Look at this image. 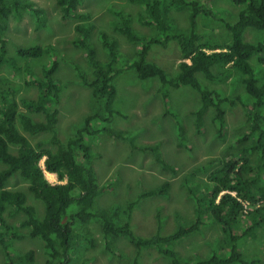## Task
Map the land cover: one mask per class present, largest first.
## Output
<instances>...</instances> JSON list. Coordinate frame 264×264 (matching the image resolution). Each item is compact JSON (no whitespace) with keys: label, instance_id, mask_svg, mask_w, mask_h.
<instances>
[{"label":"trees","instance_id":"1","mask_svg":"<svg viewBox=\"0 0 264 264\" xmlns=\"http://www.w3.org/2000/svg\"><path fill=\"white\" fill-rule=\"evenodd\" d=\"M127 1L141 9L138 20L143 35L139 36L134 32L131 20L126 17L129 15H124L120 11L115 14L118 23L113 29L136 49V55L132 61L124 60L118 48L119 42L101 32L99 42L102 51L107 53L104 54L106 62L102 63L94 59V52L91 49L90 37L94 26L82 22L89 20L91 16L77 11L81 0H57L61 19L71 21L76 31L70 44L83 49L94 70L90 74L91 77L79 72V78L83 86L91 91L94 102H102V109L106 114L104 118L102 113L90 114L85 117L83 124L75 130L72 137L66 141L58 138L56 126L59 115L57 109L59 89L53 80L58 68L56 61L43 70V79H36L38 92L40 91L37 99L21 102L27 112L19 111V104L13 98L14 89L10 87L5 92V94L10 92V99L8 103L0 105V244L4 250L3 256L7 258L2 264L35 263L33 251L17 254L10 250L13 241L21 240L24 236L38 239L42 243L44 264H91L86 254L92 248L94 239L90 238V243H87L77 236V231L83 227L89 232L91 224L101 233L108 251H111L110 247L115 238H125L136 250L132 264H139L137 261L139 254L149 251L170 258L171 264H182L169 245L185 236L200 233L203 229V219L210 225H219L223 233L218 249L221 254L183 264H232L239 256L235 241L242 240L247 229L257 224L247 219L243 203H248L250 207L258 204L259 208H254L252 212L264 208V186H257L256 178L253 180L246 178L252 171L250 154L256 157L258 164L264 163V71L255 70L248 61L256 50L264 51V39L259 43H247L243 34L247 29L264 33V0H235L242 6V10L238 23L227 27L233 37L229 46L226 43L220 45L217 40L211 42L204 39V32H194L198 18L207 15L209 2L179 0L182 5L178 6V0ZM184 8L190 9L189 33L169 34L174 29L170 10L179 12ZM19 9L32 14L34 6L28 0H0V67L5 65L8 72L18 70L15 58L36 59L44 52L41 46L20 47L15 52L17 57L10 61L5 60L4 54L7 53V45L10 43L5 36L9 29L8 18L12 14H15L17 19L22 18L24 14H19ZM207 27L205 24V28ZM169 42H175L181 53L179 59L181 62L173 73L163 71L161 67L155 66L147 59L152 46L168 48ZM224 49L228 52H214ZM121 59L124 60L122 63ZM187 59L190 60V64L183 62ZM258 60L264 63V58ZM130 69L136 73L137 81L158 80V91L161 86L164 87L163 92L160 91L164 109L169 108V102L166 100L171 89L184 86L198 92L201 107L191 114L200 122L204 120L206 109L210 108L211 121L218 136L223 137L230 130H235V126L229 127L225 116L239 115L240 127L237 129L243 130L244 136L238 139V142L248 146L247 152L250 153H243L240 166L241 161L225 160L218 169L216 165L219 159H214L195 166L196 168L183 176L180 187L185 192L182 196L194 202L196 220L188 227L183 226L184 228H179L168 236L161 233L164 228L162 220L163 218L166 220L161 213L156 214L155 234L149 237L136 235L129 221L135 207L133 202L128 203L122 210L91 209L102 190L90 164L91 148L88 143L98 135L104 136L105 133L117 139L123 138L122 132H116L102 123L109 124L112 117L111 108L116 97L115 81L124 71ZM214 74L218 77L215 78ZM232 74L235 76H231ZM206 80L213 85L219 84V89L204 88ZM227 81H230V88L239 82L244 85L247 97L242 98L234 94V89L223 86L222 84ZM229 96L236 98L242 106L235 105V99ZM34 114L42 115L44 121L33 120ZM92 122H97L99 127L92 126ZM20 126L24 134L20 131ZM44 134L51 135L47 142L35 140ZM86 137L88 143L85 142ZM185 149L189 150L186 147ZM148 150L154 154L156 162L164 171L169 170L174 175L177 174L174 168L163 161L157 146L149 147ZM143 151L146 152L147 149L144 148ZM42 159L45 171L55 174L60 184L52 185L46 180L40 166ZM13 179H19L21 183L27 184L26 191L43 203V217H39L36 209L27 203V196L23 191L9 189V181ZM170 187V181H165L159 189L145 191L139 197H165ZM16 215L23 216L16 225L7 222L6 217ZM173 216L176 219V214ZM242 219L245 228L238 233L237 226ZM22 229L27 230V233H13ZM6 235L9 239L5 238ZM222 243L231 245L222 246Z\"/></svg>","mask_w":264,"mask_h":264},{"label":"rangeland","instance_id":"2","mask_svg":"<svg viewBox=\"0 0 264 264\" xmlns=\"http://www.w3.org/2000/svg\"><path fill=\"white\" fill-rule=\"evenodd\" d=\"M30 1L36 7L34 14L39 17V21L30 15H25L22 20L21 18L17 19L15 14L8 18L9 29L5 36L10 43L7 45V53L4 54L5 60L10 61L15 58V52L19 47L41 46L44 48V52L36 59L21 60L15 58L16 67L22 68L23 66L21 74L8 72L6 66L2 65L0 67V83H8L13 88H17L19 96L17 100L20 97L32 98L36 94L35 87L27 86L23 79L28 82L43 79V73L41 74L40 71L47 69L53 61H56L58 68L53 75V80L59 89L57 106L59 115L56 131L58 138L66 141L83 124L86 116L94 113L101 115L102 113L104 118L106 114L102 109V102H94L91 91L83 86L82 80L79 78V72L91 77L90 74L94 70L84 51H82L83 49L70 44L71 38L74 39V35H76L73 23L67 19L65 21L61 19L57 0ZM199 1L202 3L209 2V8L204 18H198L194 32H204V39L211 42L217 40L221 45L226 38L228 39L227 27L236 22L239 9L236 8L237 5L233 6L232 0ZM177 5H182L179 0ZM139 9V6L133 5L127 0H81V5L77 11L88 13L91 18L82 22L96 26V29L102 30L108 38H115L119 42L118 48L124 60L132 61L136 55V49L127 43L123 36L116 34L113 26L118 23L115 14L120 11L124 15H129L126 17L131 20L130 24L134 32L139 36L143 35L140 32L143 29H141L138 20V15L141 12ZM19 10V14H27L24 13V10ZM169 14L173 15L172 25L174 26L169 34H173V32L189 33V8H184L179 12L173 9L170 10ZM204 22L208 25L207 28H205ZM97 30H92L91 33V49L94 52V59L105 63L104 54L107 53L102 51L96 34ZM248 33H252L253 36L250 41L246 40ZM243 38L247 43H259L263 41L264 33L247 29ZM167 44L169 45L168 48L158 45L152 46L147 59L155 66L161 67L163 71L173 73L178 69V64L181 62L179 61L181 53L175 42ZM259 58H264V51L255 54L248 62L255 70L264 71V63L259 62ZM124 60L121 59L120 63ZM6 75L9 78L4 80ZM231 76L235 75L232 74ZM214 77L218 76L215 74ZM218 85L211 84L209 80L204 81V88L208 90L210 88L219 89ZM222 85L230 88V81ZM114 87L116 97L111 108L112 117L109 124L102 123V125L110 127L116 132H122L123 138L117 139L105 133L104 136L98 135L93 138L91 140L94 142L93 144H90L91 141L88 143V138H85V142L91 148L90 164L102 190L91 209L122 210L128 203L133 202L135 207L131 212L129 221H131V228L136 235L149 237L155 234L157 230L156 214L158 213L166 217V220L164 218V221L162 220L164 228L161 233L164 236L172 235L179 228L188 227L196 220L194 202L182 196V193L185 192L180 187L183 176L190 173L193 168H196L195 166L201 165V156L208 159L215 157L212 155L215 153L225 155L228 150L219 148V139L215 135L217 130L209 126H213L210 108L206 109L204 116L206 134L195 132L194 117L191 113L201 107V102L198 92L189 89V87L181 86L178 89H171L166 100L169 102L167 109H164L160 94L164 87L161 86L160 91H158V80L139 82L136 73L130 69L124 71L117 78ZM9 88L0 85V105L9 102L10 92L5 94ZM232 89H234V94L242 93L239 83L234 84ZM245 97L247 96L243 93L242 98ZM239 118V115L230 117V119L225 117L230 128L235 126V130H230L227 133L225 145H228L233 138L235 140L231 146L234 151V148L239 145L243 153L250 154L247 152L248 146L238 144V139L244 136L243 130L237 129L240 127ZM33 119L44 121L42 115L34 114ZM91 125L96 128L99 127L97 122H92ZM47 138L48 136L45 135L39 136L35 140L45 141ZM32 142L34 143V140ZM155 146L158 147V153L163 161L177 171L176 175L169 170L164 171L162 166L155 161L154 154L148 150L149 147ZM185 147L191 149L187 150ZM144 148L147 149L146 152L143 151ZM255 165L258 163L253 164V166ZM255 174H259L256 179L261 186H264V181L261 180L263 176L260 177V175H264V167L255 170L252 176L255 177ZM54 177L47 176V179L52 182ZM165 181L171 183L167 196L139 197L145 191L159 189L162 182ZM55 182L57 183L56 177L53 183L56 184ZM8 186L11 190L23 191L27 196L28 204L36 209L39 217H43L44 205L26 191L27 184L21 183L19 179H13L9 181ZM173 214H176V219L173 218ZM247 215L249 221H255L257 224L249 228L242 240L235 241L236 247L242 248L237 264H264V208L260 211L249 212ZM22 218V215L6 217L8 223L15 225ZM210 221L212 220L210 219ZM203 222V229L200 233L185 236L169 245L182 264L197 262L221 254L218 249L223 233L219 229V225H210L204 219ZM243 223L245 222L242 219L237 228L243 230L245 228L241 225ZM13 233L25 234L27 230L22 229ZM100 234L96 227L93 228V224L90 225L89 232H86L84 227L77 231V236L84 242L90 243V238L94 239L92 250L90 249L86 254L91 264L133 263L136 250L125 238H115L110 247L111 251H108ZM5 238L9 239V236L6 235ZM230 245L228 243L223 245L222 243V246L230 247ZM10 250L17 254L31 250L35 254V264H44L45 262L44 248L38 239L24 236L21 240L13 241ZM3 252L0 244V264L7 260L3 256ZM137 261L139 264H171L170 258L161 256L154 251L140 253Z\"/></svg>","mask_w":264,"mask_h":264},{"label":"clouds","instance_id":"3","mask_svg":"<svg viewBox=\"0 0 264 264\" xmlns=\"http://www.w3.org/2000/svg\"><path fill=\"white\" fill-rule=\"evenodd\" d=\"M29 2H31L32 4H33V2L32 1H30V0H28ZM232 3H233V6H235V5H237L236 6V8H238L239 9V12H238V14H237V20H236V22L233 24V25H235L236 23H238V20H239V14H240V12H241V10H242V6L240 5V4H238V1L236 2L235 0H232ZM33 6H34V9H33V13L32 14H24V16L25 15H30L31 17H33L34 19H36V21H37V19H39V18H37V15H35L34 14V12L36 11V7H35V5L33 4ZM24 16L21 18V20L24 18ZM20 20V21H21ZM205 23V22H204ZM206 24V23H205ZM233 25H229V26H233ZM219 28V27H218ZM227 31H228V33H229V35H228V39L226 38V40L223 42V44L224 43H226V45L227 46H229L231 43H232V41H233V37H232V34L229 32V30H228V28H227ZM253 38V36H252V33H248V35L246 36V40L247 41H250L251 39ZM222 45V44H221ZM226 46V47H227ZM262 50H260V51H257L256 50V53L255 54H257V53H259V52H261ZM205 52L207 53V54H210V52L209 51H207V50H205ZM214 52H223V53H227L228 52V50H226V49H224V50H215ZM254 54V55H255ZM253 55V56H254ZM253 56H251V58L253 57ZM250 58V59H251ZM183 62L184 63H186V64H190V60L189 59H187V60H183ZM215 75V74H214ZM239 84H240V86H241V88H242V93L241 94H238V95H240V96H243V93L247 96V94H246V87L244 86V85H242L240 82H239ZM230 89H232V87L230 88ZM231 99H235V105H241L238 101H237V99L236 98H233V97H231V96H229ZM242 106V105H241ZM226 117V116H225ZM211 128H214V126H211V125H209ZM194 130H195V132L196 133H200V134H206V132L204 131V120L202 119L200 122H198V121H196V118H194ZM215 135H216V138L217 139H219V148L220 149H227L228 150V152L225 154V155H221L220 153H215V154H212V155H215V157H210V158H208L209 160H212V159H219V163L216 165V167L219 169L220 168V166H221V163L222 162H224L225 160H238V161H241L240 163H239V166L240 165H242V158H243V152H242V149L240 148V146L239 145H237L234 149H235V151L233 150V147L231 146V144L234 142V140L235 139H233L232 138V140L229 142V144L228 145H225V142H226V139H227V134H224V136L222 137V136H218L217 135V133H215ZM238 144H240L239 142H238ZM189 150L191 149V148H189V147H187ZM235 152V153H234ZM155 158V157H154ZM250 159H251V168H252V171L251 172H249L248 173V175L246 176V178H249V179H251V180H253L254 178H256V176H259V174H255V177H253L252 175H253V172L255 171V170H258V169H260V168H262V167H264V163L262 162L260 165L258 164V165H255V166H253V164L254 163H258V161L256 160V157H253L252 155H250ZM43 159L40 161V166H41V169H42V171H43V174H44V176H45V178H46V180L50 183V184H52V185H54V181H55V177H56V175L55 174H52V173H48V172H46L45 171V169H44V167H43ZM156 161V160H155ZM47 176H55L54 177V180L52 181V182H50L49 181V179H47ZM261 176H263L262 178H261V180L262 181H264V175L262 174V175H260V177ZM57 179V178H56ZM56 183V182H55ZM63 183H65V182H63ZM56 184H60V182H58L57 181V183ZM257 186H261L260 184H259V182L257 183ZM233 195H235L234 193H233ZM27 203H28V201H27ZM260 203H262V202H260ZM244 204V206L245 205H247L248 207H250L249 205H248V203H243ZM251 208V210H249V211H244V213L245 214H248L249 212H252L253 211V209L254 208H259V205L257 204L255 207H250ZM240 256V255H239ZM239 256H238V258H236L233 262H235V261H238V259H239ZM232 262V263H233ZM35 264V263H34Z\"/></svg>","mask_w":264,"mask_h":264},{"label":"crops","instance_id":"4","mask_svg":"<svg viewBox=\"0 0 264 264\" xmlns=\"http://www.w3.org/2000/svg\"><path fill=\"white\" fill-rule=\"evenodd\" d=\"M93 30H97L96 29V26H94V29ZM114 30V29H113ZM103 33V31L102 30H97V32H96V34H97V38H98V40H99V38H100V33ZM20 48V47H19ZM16 57H17V55H16ZM21 60H23V59H21ZM7 68V67H6ZM7 70V69H6ZM22 70H23V66H22V68H18V70L16 69L15 71H12L11 72V70H10V72L11 73H13V74H17V73H22ZM8 71V70H7ZM40 73L42 74L43 73V71H40ZM56 73V72H55ZM42 77H43V74H42ZM3 78V77H2ZM9 78V76L8 75H6V76H4V80H7ZM24 81H25V83H26V85L27 86H34L35 87V92H36V94H35V96L34 97H32V98H28V99H24V98H19L18 100H17V97H19L18 96V89L17 88H13L10 84H8V83H0V85H3V87H11L12 89H14L15 90V97H13L14 98V100L19 104V111L20 112H27L23 107H22V105H21V102L23 101V100H36L37 99V97H38V94L40 93V91L38 92V87H37V84H36V80H34V81H32V82H28L26 79H23ZM25 110V111H24ZM32 117H33V115H32ZM227 117L230 119V117L227 115ZM34 120V119H33ZM227 120V119H226ZM36 121V120H35ZM37 122H41V121H37ZM20 129L23 131V129H22V127L20 126ZM195 129V128H194ZM20 130V131H21ZM21 131V132H22ZM23 133V132H22ZM24 134V133H23ZM45 135H47L48 136V138H47V140H45L44 142H47L48 140H49V138L51 137V135H49V134H44V135H42V136H45ZM41 137V136H40ZM195 211V210H194ZM241 225H245V223H243V224H241ZM249 230V228L247 229V231ZM237 231H238V233L239 232H241L242 231V229L241 228H237ZM247 234V233H246ZM246 236V235H245ZM238 249V253L240 254V252L242 251V248L240 247V248H237ZM232 264H237V261H235V262H233Z\"/></svg>","mask_w":264,"mask_h":264},{"label":"flooded vegetation","instance_id":"5","mask_svg":"<svg viewBox=\"0 0 264 264\" xmlns=\"http://www.w3.org/2000/svg\"><path fill=\"white\" fill-rule=\"evenodd\" d=\"M207 161H210V160L205 159L203 156H201V161H200L201 164L206 163ZM211 161H213V160H211Z\"/></svg>","mask_w":264,"mask_h":264},{"label":"built area","instance_id":"6","mask_svg":"<svg viewBox=\"0 0 264 264\" xmlns=\"http://www.w3.org/2000/svg\"><path fill=\"white\" fill-rule=\"evenodd\" d=\"M245 210H246V211H249V210H251V208L248 207L247 205H245Z\"/></svg>","mask_w":264,"mask_h":264}]
</instances>
